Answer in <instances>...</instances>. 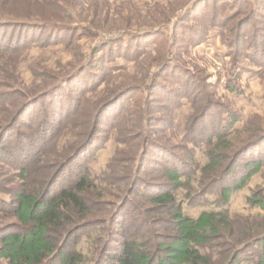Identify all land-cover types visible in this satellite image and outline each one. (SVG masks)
<instances>
[{"label": "rangeland", "instance_id": "374dc122", "mask_svg": "<svg viewBox=\"0 0 264 264\" xmlns=\"http://www.w3.org/2000/svg\"><path fill=\"white\" fill-rule=\"evenodd\" d=\"M53 1L64 9L62 16L60 14L64 23L59 25L62 28L78 27L76 31H62L53 36L37 28L15 30L13 34L9 29L5 39L0 37L3 39V48L0 49V120L4 114L15 113L26 99L41 92L49 91L52 97H58L56 101L60 103L55 107L45 99L40 100L24 111L13 129L3 134L0 140V197L9 199L5 193L21 186L31 191V181L35 179L47 178L49 181L58 173L60 161L88 143L59 172L57 188H70L79 173L88 167L92 178L97 180L93 197L104 194L106 202L115 203V206L126 197L131 202H138L139 183H165L164 173L170 167L167 155L173 153L184 161L190 160L194 167L189 171L184 169L189 178L188 190H178L174 195L182 204L183 212L196 217L202 210L218 209L211 202L217 199L221 187L231 185L232 180L241 176L242 163L263 156L261 171L232 194L227 208L232 216L242 220L264 215L251 209L246 202L254 192L264 193V142L241 156L232 177L225 176L216 184L202 176L207 163L205 154L213 146L207 147V142L201 140L222 131L219 122L222 113H232L238 118L233 132L223 144L228 160L242 145L264 131V67L255 65L240 53L234 55L229 43L234 33H239L244 35V48L249 41L255 43L257 35L258 46L263 44L264 0H210L199 4L184 22L180 17L187 7L170 15L175 0ZM27 6L23 2L12 6L8 0H0V11L5 8L14 11V7H20L23 10L20 14H26V21L34 23L31 16L38 14L39 10ZM15 12L19 14V11ZM164 14L168 16L166 23L153 24ZM68 20L70 24H67ZM215 20L226 22L224 30L215 27L206 34L203 32L204 37L196 35L197 26L218 24ZM155 29L160 30L159 35L138 38ZM18 33H24L23 38L30 43L22 41L18 46L17 39L21 37ZM223 35L230 37L228 41ZM129 37L137 39L120 42ZM193 40L198 44L194 45ZM159 48H163L164 55L157 53ZM257 60L260 61L261 57L256 56L254 62ZM170 61L176 66L174 72L172 68L161 72ZM62 82H66V87L58 86ZM174 82L184 88L190 102L183 100L179 105L181 97L175 95L182 94L183 89L176 91ZM132 87L141 90L115 101L106 109L95 130L84 127L87 114H93L103 103ZM192 101H197L196 107L191 105ZM123 103L127 107L122 113L125 119L121 120L119 113ZM138 105L147 112L143 114L147 121L142 134V130H130L135 116L130 117L129 113ZM205 110L209 112L204 117ZM52 112L60 113L57 121L50 118ZM60 117L63 120H58ZM0 125L4 126V123ZM196 142L202 144L197 147ZM60 151L64 153L61 159H54ZM20 165L26 168L25 178L19 177ZM228 165L225 162L219 172ZM110 175L112 184L107 183ZM209 187L212 189L204 200L201 199L202 190ZM187 191L193 193V200L187 201ZM110 208L113 214L116 208ZM122 213L124 217L118 221L125 219L128 227L138 224L139 219L132 216L130 205ZM13 223H16L15 219L0 208V228ZM119 229L118 225H110L103 230L77 231L69 239L68 247L81 252L91 264L89 260L97 255V247L109 237L112 241L117 240L118 232H114ZM0 264L6 262L1 260Z\"/></svg>", "mask_w": 264, "mask_h": 264}, {"label": "trees", "instance_id": "16d2710c", "mask_svg": "<svg viewBox=\"0 0 264 264\" xmlns=\"http://www.w3.org/2000/svg\"><path fill=\"white\" fill-rule=\"evenodd\" d=\"M208 1L210 0H175L173 6H171L170 15L175 14L179 9L187 7L180 17V21L184 22L199 4ZM8 2L12 6L23 2L28 5V8L32 5L37 7L39 11L38 14L31 16L37 23L35 21L34 23L26 21V14H20L23 12L20 7L19 9L14 7V11L6 8L0 11V35L2 34L0 37H3V39H5L9 29H12L13 34L15 30L20 32L19 30L27 28H37L44 34L51 33L53 36L59 35L62 31H64L63 33H70L78 29V27L74 29L72 26L62 28L59 25L64 23L61 17L64 9L53 0H8ZM15 11H19V14ZM167 19L168 16L164 14L160 20L153 21V24L166 23ZM214 22H218V24L210 23L208 27L197 26L196 35L201 34L204 37L209 29L215 27L224 30L225 21L219 22L215 20ZM70 23L71 21L68 20L67 24ZM83 30L85 32V29ZM18 34H21V37L17 39V42L19 41L18 46L21 45L22 41H25V44L30 43L26 37L23 38L24 33ZM152 34L159 35L160 30L155 29L151 32L143 33L138 38ZM233 36L229 43L234 55L240 53L255 63V65L260 64V66L264 67V42L261 46H258V35L255 37L256 42L252 43L249 41V45L247 44L246 48H244L245 45L243 44L244 35L239 33L236 35L234 33ZM223 38L228 41L230 37L223 35ZM3 39H0V49L3 48ZM136 39L137 37L122 38L120 42H125L126 40L134 41ZM193 43L194 45L198 44L194 40ZM16 49L19 50L20 47ZM1 53L2 51L0 50V56ZM157 53L164 55L163 48H159ZM256 56H260L261 60L254 62ZM172 63L173 61L166 63L165 68L163 69L162 67L161 72H165L170 68L174 72L176 66L174 64L171 65ZM106 68L110 69L107 66ZM66 85V82L58 84L59 87L63 88ZM174 85L173 88L176 91L180 88L181 91L183 89L182 94L178 93L175 95L176 97L179 95L181 97L179 105L183 103V100L190 102V99L185 96L184 88L175 82ZM140 90L141 88L137 87L126 89L118 96L103 103L100 108L95 110L94 115L90 113L86 115L88 121L85 120L84 127L93 129L100 122L106 109H109L115 101H120L126 95L140 92ZM50 94L49 91L41 92L37 96L26 99L21 108L15 113L4 114L0 120V123H4V126L0 125V140L4 133L13 129L22 119L24 111L31 105L45 99L50 106H59L60 103L56 101L59 100L58 97H52ZM196 102L192 101L191 105L196 107ZM126 107L123 103L121 113H119L121 120L125 119L122 113ZM207 112L209 110L204 111V117ZM54 113L52 112L49 116L53 121H57L60 113ZM144 113L147 112H144L139 105L134 111L129 113L130 117L135 116L134 123L130 125V130L134 128L135 130H142L141 134L144 132V124L147 121L143 115ZM219 119L222 131H216L213 135L205 136L204 139H201L202 142H207V147L209 145L213 146L211 151L208 149L205 154L207 163L202 169V176L205 179L210 178L216 184L221 182V179L225 176L232 177L236 172L234 167L237 162L239 163L241 156L264 142L263 131L256 139L242 145L233 154V157L228 160L225 157L223 144L233 132L238 118L232 113L227 115L222 113L219 114ZM58 120H63V118L61 119L60 117ZM124 123L125 121L122 124L124 125ZM87 144L79 146L66 160L60 161L62 163L58 173H55L49 181L47 178L42 181L41 179H35L31 181L33 186L31 191L21 186L5 193L8 194L9 199L0 197L1 210L11 215L16 221V223L0 228V261L3 260L6 264H88L87 259L81 252L68 247L69 239L73 233L88 228L103 230V228H109L110 225H118L119 231L116 230L114 232H118V239L112 241L109 237L105 242L101 243V246L97 247V255L94 259L89 260L91 264H244L246 262L264 264V215L248 216L247 219L242 220L238 219L236 215L232 216L227 208L232 194L241 190L252 176L261 171V158L263 156H259V153L260 159L255 157L242 163L240 167L241 176L239 178L234 177L235 179L232 180L231 185L221 187L218 190L217 199L211 202V205L217 206L218 209L202 210L196 217H191L183 212L182 204L177 201L174 192L182 189L188 190L187 183L189 178L184 169L189 171L190 167H194L190 160L184 161L182 157L176 156V154L173 155V153L172 155H167L170 167L164 173L165 183L155 185L139 183L136 192L138 202H131L127 197L121 200L120 197L119 201H121L115 206V203L106 202L104 194L96 198L93 197L97 180L92 178L88 167H85L84 171L79 173L78 179L70 188H57L56 181L59 172L66 168L67 164H70L74 157L85 149ZM201 144L200 142L195 143L197 147ZM63 154L60 151L53 158L59 160ZM191 156L188 158L190 159ZM125 160L128 161V159ZM225 162L229 163L228 167L219 172ZM17 171L19 177L25 178L27 172L23 165H20ZM128 171L127 169L126 172ZM111 181L112 175H110L107 183L110 184ZM212 187L202 190L200 198L204 200V196L208 194L207 192ZM187 192V201L193 200V193L191 191ZM107 196L112 197L109 194ZM197 199L199 200V197ZM246 202L251 209H257L264 213L263 191L254 192L252 196L246 198ZM145 204L149 206L146 207ZM128 205L131 206L132 216L135 217L136 215L139 219L136 226L128 227L125 225V219L122 222L118 221L119 218L124 217L122 212ZM110 206L116 208L113 214H111Z\"/></svg>", "mask_w": 264, "mask_h": 264}]
</instances>
